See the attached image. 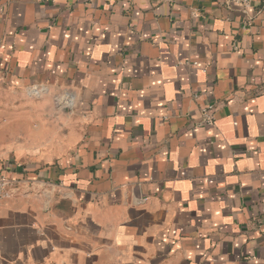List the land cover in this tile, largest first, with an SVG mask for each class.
Returning <instances> with one entry per match:
<instances>
[{"label": "crops", "instance_id": "obj_1", "mask_svg": "<svg viewBox=\"0 0 264 264\" xmlns=\"http://www.w3.org/2000/svg\"><path fill=\"white\" fill-rule=\"evenodd\" d=\"M0 176V264H264V0H0Z\"/></svg>", "mask_w": 264, "mask_h": 264}, {"label": "built area", "instance_id": "obj_2", "mask_svg": "<svg viewBox=\"0 0 264 264\" xmlns=\"http://www.w3.org/2000/svg\"><path fill=\"white\" fill-rule=\"evenodd\" d=\"M236 3L242 5L244 8H248L251 4V0H235ZM213 108L204 110L205 113L210 112ZM210 123L214 120L212 115L208 116ZM10 181L4 176H0V200L10 197Z\"/></svg>", "mask_w": 264, "mask_h": 264}]
</instances>
